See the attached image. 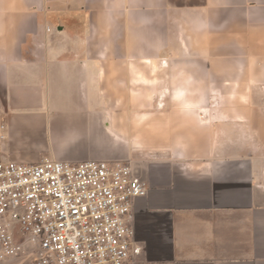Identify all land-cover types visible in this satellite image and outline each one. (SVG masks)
<instances>
[{
    "label": "crops",
    "instance_id": "1",
    "mask_svg": "<svg viewBox=\"0 0 264 264\" xmlns=\"http://www.w3.org/2000/svg\"><path fill=\"white\" fill-rule=\"evenodd\" d=\"M42 158L131 165L137 264H264V0H0V161Z\"/></svg>",
    "mask_w": 264,
    "mask_h": 264
},
{
    "label": "built area",
    "instance_id": "2",
    "mask_svg": "<svg viewBox=\"0 0 264 264\" xmlns=\"http://www.w3.org/2000/svg\"><path fill=\"white\" fill-rule=\"evenodd\" d=\"M146 194L121 161H0V262L137 264L132 201Z\"/></svg>",
    "mask_w": 264,
    "mask_h": 264
},
{
    "label": "rangeland",
    "instance_id": "3",
    "mask_svg": "<svg viewBox=\"0 0 264 264\" xmlns=\"http://www.w3.org/2000/svg\"><path fill=\"white\" fill-rule=\"evenodd\" d=\"M0 264H32L30 260L18 259L16 261L0 262Z\"/></svg>",
    "mask_w": 264,
    "mask_h": 264
},
{
    "label": "clouds",
    "instance_id": "4",
    "mask_svg": "<svg viewBox=\"0 0 264 264\" xmlns=\"http://www.w3.org/2000/svg\"><path fill=\"white\" fill-rule=\"evenodd\" d=\"M182 93L178 94V95H181Z\"/></svg>",
    "mask_w": 264,
    "mask_h": 264
}]
</instances>
